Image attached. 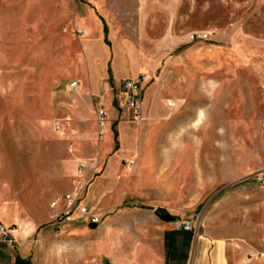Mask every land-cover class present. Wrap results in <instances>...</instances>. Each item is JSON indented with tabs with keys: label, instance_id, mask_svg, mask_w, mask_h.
Here are the masks:
<instances>
[{
	"label": "rangeland",
	"instance_id": "374dc122",
	"mask_svg": "<svg viewBox=\"0 0 264 264\" xmlns=\"http://www.w3.org/2000/svg\"><path fill=\"white\" fill-rule=\"evenodd\" d=\"M91 13L101 37L88 33ZM195 32L209 39L191 42ZM97 44L148 77L143 115L113 123L109 156L122 148L118 124L131 126L123 166L154 159L172 184L157 204L221 239L229 264H264V0H0V223L13 241L41 240L42 264L91 263L72 229L50 226V204L103 154L101 106H70L93 96L86 50Z\"/></svg>",
	"mask_w": 264,
	"mask_h": 264
},
{
	"label": "crops",
	"instance_id": "0c3cea01",
	"mask_svg": "<svg viewBox=\"0 0 264 264\" xmlns=\"http://www.w3.org/2000/svg\"><path fill=\"white\" fill-rule=\"evenodd\" d=\"M90 21L97 24L95 31L87 29L90 37H101L103 28L92 13ZM91 47L88 45L86 50L88 62L90 60L86 67L93 96L86 100L77 99L70 106L93 114L96 103L105 108L111 127L102 143L103 154L88 162L87 174H94L90 182L77 172H72V176L75 190L83 192V203L100 215L102 223L93 227L94 224L78 220L53 230L65 233L68 228L72 229L75 235L67 240L84 245V255L90 264H229L230 247L210 234L202 235V226L196 225V233L186 232L180 227V218L176 222H165L156 215V209L162 207L157 204L159 197L172 184H165L161 175L154 171V159L150 168L144 157L137 165L123 166V158L135 151L128 150L124 143L126 131L131 126L118 124L117 134L122 148L109 156L114 143L112 125L122 113L129 115L131 112L127 109L120 84L136 79L142 73L126 70L114 59L110 63L111 52L99 44V51L93 52ZM110 66L113 82L119 89L117 96L108 80ZM78 216L76 213L75 217ZM45 238L42 236L43 240ZM0 243L5 244L2 240ZM41 245V240H34L30 245L27 241L19 244L14 239L10 245L12 252L9 251L8 256L0 253L1 264H4V257L10 260L9 264H42Z\"/></svg>",
	"mask_w": 264,
	"mask_h": 264
},
{
	"label": "built area",
	"instance_id": "2783aa9c",
	"mask_svg": "<svg viewBox=\"0 0 264 264\" xmlns=\"http://www.w3.org/2000/svg\"><path fill=\"white\" fill-rule=\"evenodd\" d=\"M81 33L85 35L87 32L82 30ZM209 35L206 33H192L190 35L191 42L198 40H208ZM147 76L145 74H140L136 79L126 80L121 85V91L125 95L126 104L129 110L132 111L134 117L139 119L143 115V87L147 83ZM71 89L78 87L77 82L71 84ZM98 116V138L104 139L107 135L108 129V118L107 112L103 107H100L97 111ZM128 166L136 165V160L124 161ZM86 163H81L78 167V174L85 176L89 182L92 179L93 175H89L86 172L87 169ZM261 181L264 183V176H262ZM82 190L70 191L65 193L61 197L55 198L50 207L57 211L56 216L52 224L53 228H60L62 226L69 225L78 220H84L90 224L98 225L102 223L100 215L95 212L91 207L85 205L82 200ZM79 213L78 217H75V214ZM180 227L183 231L196 233V226L193 218H180ZM0 234L4 239H11L12 231L4 224L0 223ZM12 237V238H11Z\"/></svg>",
	"mask_w": 264,
	"mask_h": 264
},
{
	"label": "water",
	"instance_id": "95a60500",
	"mask_svg": "<svg viewBox=\"0 0 264 264\" xmlns=\"http://www.w3.org/2000/svg\"><path fill=\"white\" fill-rule=\"evenodd\" d=\"M156 215L165 222H176L178 218L174 215H172L166 208L164 207H158L155 211ZM93 227H96V225H92Z\"/></svg>",
	"mask_w": 264,
	"mask_h": 264
},
{
	"label": "bare ground",
	"instance_id": "6f19581e",
	"mask_svg": "<svg viewBox=\"0 0 264 264\" xmlns=\"http://www.w3.org/2000/svg\"><path fill=\"white\" fill-rule=\"evenodd\" d=\"M147 76V75H146ZM148 78V77H147Z\"/></svg>",
	"mask_w": 264,
	"mask_h": 264
}]
</instances>
